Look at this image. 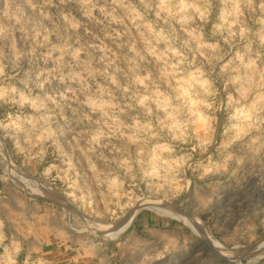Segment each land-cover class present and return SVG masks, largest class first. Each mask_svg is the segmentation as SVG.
Segmentation results:
<instances>
[{
	"label": "clouds",
	"instance_id": "1",
	"mask_svg": "<svg viewBox=\"0 0 264 264\" xmlns=\"http://www.w3.org/2000/svg\"><path fill=\"white\" fill-rule=\"evenodd\" d=\"M0 142L18 170L91 188L103 217L142 185L204 215L244 195L235 224L264 226L250 191L264 193V0H0ZM0 165V264H164L188 250L166 222L107 239L53 225Z\"/></svg>",
	"mask_w": 264,
	"mask_h": 264
},
{
	"label": "rangeland",
	"instance_id": "2",
	"mask_svg": "<svg viewBox=\"0 0 264 264\" xmlns=\"http://www.w3.org/2000/svg\"><path fill=\"white\" fill-rule=\"evenodd\" d=\"M3 147L0 142V153ZM76 156L79 159L78 153ZM0 161L7 162L9 182L14 189L27 193L31 199L40 198L39 203L58 214L51 219L53 225L58 219H62L73 229L79 227L81 231L91 230L92 237L107 239L122 234L131 236L134 235V230L147 229L150 224L166 222L170 229L182 237V243L186 242L188 250L169 257L164 264L264 262V254L254 258L264 249V226L235 224L246 212V202L241 203L244 195H237L233 199V193L227 192L217 203L213 213L204 215L195 210L187 200H180L179 197L173 200L155 198L146 194V186L135 185L128 187L127 194L114 204L103 205L108 212V215L103 217L90 207L88 196L92 194L91 188L85 192L71 179L66 181L58 174L56 180L48 181L31 170H18L15 161L3 154H0ZM81 170L83 171V168ZM0 171H4L3 165H0ZM47 174L48 170H45V175ZM250 191L254 197L264 200V193L256 189ZM121 220L123 223L117 227ZM56 247L53 243L47 245L44 251L52 255ZM68 251L72 256L76 255L74 248Z\"/></svg>",
	"mask_w": 264,
	"mask_h": 264
},
{
	"label": "bare ground",
	"instance_id": "3",
	"mask_svg": "<svg viewBox=\"0 0 264 264\" xmlns=\"http://www.w3.org/2000/svg\"><path fill=\"white\" fill-rule=\"evenodd\" d=\"M119 230H120V229H119ZM220 250H221V249H220ZM225 251H226V250H225ZM263 254H264V251H261L259 254L255 255L254 258H255V257H256V258L261 257V256H263ZM254 258H253V259H254ZM249 259H251V258H249ZM249 259H248V260H249ZM253 259H252V261H253ZM254 260H256V259H254Z\"/></svg>",
	"mask_w": 264,
	"mask_h": 264
}]
</instances>
